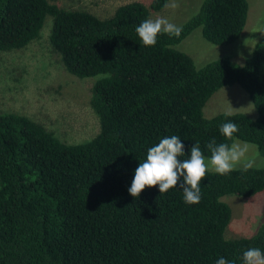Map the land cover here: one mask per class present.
<instances>
[{
    "label": "trees",
    "instance_id": "trees-1",
    "mask_svg": "<svg viewBox=\"0 0 264 264\" xmlns=\"http://www.w3.org/2000/svg\"><path fill=\"white\" fill-rule=\"evenodd\" d=\"M170 0L131 2L99 19L50 0H0V52L35 41L46 17L49 43L66 71L95 78L90 106L99 119L91 140L68 145L25 116L0 113V264H242L251 247L264 251V222L249 238L226 240L231 211L221 198L264 191V167L228 175L208 172L202 198L189 205L177 185L160 194L128 189L147 150L177 135L186 159L193 144L225 141L219 127L239 126L234 140L264 159V40L242 66L218 59L197 68L175 49L194 30L210 44L229 45L246 24L247 0H203L179 37L162 34L146 47L135 28ZM238 85L258 116L203 117L219 89ZM182 182V178H181Z\"/></svg>",
    "mask_w": 264,
    "mask_h": 264
},
{
    "label": "rangeland",
    "instance_id": "rangeland-1",
    "mask_svg": "<svg viewBox=\"0 0 264 264\" xmlns=\"http://www.w3.org/2000/svg\"><path fill=\"white\" fill-rule=\"evenodd\" d=\"M152 0H50L71 11H85L99 19L113 16L115 10L131 2L149 7ZM170 0L167 5H170ZM178 7L165 6L149 11V18L165 17L182 26L201 6L203 0H174ZM248 14L240 37L229 45H213L194 30L175 49L188 55L197 68L206 63L229 59L242 66L264 40V0H247ZM52 19L46 17L39 37L27 47L0 52V113L22 115L52 132L61 142L73 145L91 140L99 132V119L90 106L95 78L78 79L69 74L53 52L49 36ZM203 117L243 114L255 120L258 113L247 93L238 85L215 92L205 103ZM236 142L246 143L240 140ZM249 145L252 168H263L264 159L256 146ZM243 168L239 166L238 169ZM213 172V171H210ZM231 211L224 230L226 240L249 238L264 222V191L251 197L227 195L221 198Z\"/></svg>",
    "mask_w": 264,
    "mask_h": 264
},
{
    "label": "clouds",
    "instance_id": "clouds-1",
    "mask_svg": "<svg viewBox=\"0 0 264 264\" xmlns=\"http://www.w3.org/2000/svg\"><path fill=\"white\" fill-rule=\"evenodd\" d=\"M166 6L176 8L178 4L173 0ZM182 30L181 26L160 16L145 19L135 28L146 47L155 46L159 35L179 37ZM238 131L239 126L235 122L229 120L222 123L219 127L220 134L225 141L233 142L210 141L207 144L209 157H205L198 144H193L188 158L181 159L185 156V146L179 136L171 135L160 139L158 144L147 150L146 159L135 169L129 194L136 198L142 190L152 186H158L159 193L163 194L179 185L183 190L184 202L189 205L198 204L202 198L201 181L209 171L223 176L236 171L241 165L244 171L252 166L248 159L249 145L234 141V134ZM241 260L242 264H264V251L257 247L248 248L243 251ZM216 264L232 262L221 257Z\"/></svg>",
    "mask_w": 264,
    "mask_h": 264
}]
</instances>
